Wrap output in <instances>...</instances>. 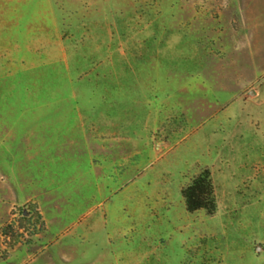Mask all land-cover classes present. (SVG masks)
<instances>
[{
    "label": "rangeland",
    "instance_id": "rangeland-1",
    "mask_svg": "<svg viewBox=\"0 0 264 264\" xmlns=\"http://www.w3.org/2000/svg\"><path fill=\"white\" fill-rule=\"evenodd\" d=\"M14 162L47 219L0 203V264H264V0H0Z\"/></svg>",
    "mask_w": 264,
    "mask_h": 264
},
{
    "label": "trees",
    "instance_id": "trees-1",
    "mask_svg": "<svg viewBox=\"0 0 264 264\" xmlns=\"http://www.w3.org/2000/svg\"><path fill=\"white\" fill-rule=\"evenodd\" d=\"M186 211L189 213L205 210L211 215L216 210V201L210 172L201 171L181 192Z\"/></svg>",
    "mask_w": 264,
    "mask_h": 264
},
{
    "label": "crops",
    "instance_id": "crops-1",
    "mask_svg": "<svg viewBox=\"0 0 264 264\" xmlns=\"http://www.w3.org/2000/svg\"><path fill=\"white\" fill-rule=\"evenodd\" d=\"M32 142V136H28L27 138H24V142L23 145H29L30 146V150H29V154L31 153V150L34 149L33 146L37 147L36 144L33 145ZM22 145V147H23ZM24 146V147H25ZM28 146V147H29ZM32 146V147H31ZM20 149V148H19ZM19 149H14V153L16 152L15 150L19 151ZM23 151V150H21ZM12 166V167H11ZM11 166H9L11 173V176L9 177V183H16L17 181H19L20 183L17 184L18 185V189H20L21 192H19V194H12V195H8V196H4L5 194H3L2 192L0 193V203L4 204V205H8V206H15V205H24L26 203L32 202L33 204H37L38 208L37 210H39V215L42 217L43 220H46V213H45V206H44V202L41 198V192L37 191L36 193L31 191V192H27L24 190V187H22L23 185V180L24 177L26 175V172L29 169V164L26 163H22V162H14ZM16 171V174H14ZM15 175V176H14ZM35 193V194H34Z\"/></svg>",
    "mask_w": 264,
    "mask_h": 264
}]
</instances>
